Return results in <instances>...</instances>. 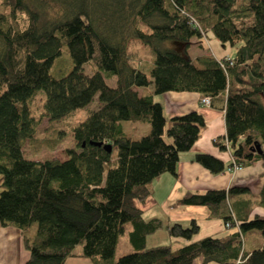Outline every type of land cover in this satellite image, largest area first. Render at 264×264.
Segmentation results:
<instances>
[{
  "label": "trees",
  "instance_id": "16d2710c",
  "mask_svg": "<svg viewBox=\"0 0 264 264\" xmlns=\"http://www.w3.org/2000/svg\"><path fill=\"white\" fill-rule=\"evenodd\" d=\"M42 1L0 4V225L22 230L30 251L25 264H64L79 244L92 264H264V245L246 251L243 241L251 229L264 235V218H241L230 202L231 194L248 193L246 187L189 191L174 202L206 206L227 227L239 226L224 237L192 241L199 230L192 219L187 226H166L175 243L148 247L147 235L164 222L146 219L139 206L155 178L177 175L181 152L192 148L205 126L198 111L167 125L155 96L168 91L209 97L226 124L225 136L214 144L229 150L235 164L261 160L264 167V0H49L60 7L55 18ZM211 35L233 45L239 41L235 55L192 57L191 40ZM132 41L152 49L149 68L131 64ZM169 41L181 49L166 46ZM64 46L69 71L62 61L54 68ZM41 91L36 115L29 101ZM96 96L99 107L72 129L75 146L66 148L67 158L25 156L23 143L34 139L43 119H63ZM128 120L148 123L149 133L127 136L121 122ZM195 159L212 173L234 164L205 152ZM258 202L264 207V184ZM126 223L132 249L115 259Z\"/></svg>",
  "mask_w": 264,
  "mask_h": 264
},
{
  "label": "crops",
  "instance_id": "0c3cea01",
  "mask_svg": "<svg viewBox=\"0 0 264 264\" xmlns=\"http://www.w3.org/2000/svg\"><path fill=\"white\" fill-rule=\"evenodd\" d=\"M211 37L214 36L193 38L189 49L190 55L194 57L203 53H212L217 58L235 55L236 51L222 56L217 55L212 48V45L214 46L212 42L209 43L212 51L207 50L209 49L207 43ZM136 89L140 94L143 92L141 88ZM155 99L163 105L167 125L175 116L198 111L204 117L205 126L192 148L181 152L177 175L165 172L155 178L150 184L151 195L145 203L139 204L146 219L159 217L164 222V226L159 229L164 231L157 230L147 235L146 245L152 247L162 245L159 243L163 242L164 244L175 243L166 226L175 222L187 226L192 219H196L199 224V230L192 241L206 236L224 237L238 230L239 226L227 227L222 219L210 216L206 206L174 205L177 199L189 191L205 192L210 189L246 187L248 193L230 195V202L235 212L239 213L241 218L248 220L256 216L264 218V207L258 202V196L264 184V167L261 160H256L235 171L212 173L195 159L198 152H205L215 155L226 164L230 162L231 152L220 149L214 144V139L226 134L224 112L211 105L203 104L202 95L196 91H168L156 95ZM160 236L162 239L163 236L165 237L164 241L158 239ZM243 241L246 251H252L264 245V235L260 229H251L243 233ZM186 242L179 241L180 244ZM29 257L30 251L25 245L22 230L16 226L0 225V264H25ZM64 264H92V261L82 254V245L79 244L75 247L74 254L67 257ZM208 264L220 263L210 261Z\"/></svg>",
  "mask_w": 264,
  "mask_h": 264
},
{
  "label": "rangeland",
  "instance_id": "374dc122",
  "mask_svg": "<svg viewBox=\"0 0 264 264\" xmlns=\"http://www.w3.org/2000/svg\"><path fill=\"white\" fill-rule=\"evenodd\" d=\"M1 1L2 0H0V4H1ZM42 3H44L43 5L44 9L48 12V17L55 18L59 16V13H57V11H59L60 9L59 6L54 4L55 8H52L53 6L48 4L49 0H46V1L43 0ZM210 42L214 44V46L212 45V48L215 50L216 54L219 56H222L223 54H227V53H234L237 47L240 45L239 41L233 45L229 42L224 43L220 41L219 39H217L216 37H211L207 43V46H209V49L207 50L209 51L212 49L209 44ZM166 46L175 47L178 49H181L182 47L181 43L172 42V41L167 42ZM128 53H129V60L131 64H135L138 66H145V63H146L147 65L146 67L148 68L152 64V61L155 57V54L153 53L150 47L144 46L138 41H132L130 43ZM59 61H62L63 64H66L65 66L68 68V71L72 67L71 57L69 55V52L66 46H64L61 55L56 58L54 62V68H55V64H57ZM85 70L86 71L88 70L87 72H91L88 65L85 66ZM115 81H116L115 78L108 80V82L111 85H114ZM41 92L42 93L39 92L36 95H34L29 101L32 107V110L36 115H38L39 112L41 111L40 109H41V104L43 101V95L45 97V94L43 93V91ZM98 107H99V99H98V96H96L94 100H92L88 105L72 111L69 115H67L63 119L53 120V121H49L47 120V118L43 119L37 130V133L34 139L33 140L26 139L23 143V151H24L25 156L30 157V158L39 159V160H45V159L63 160L67 158L66 148L75 146L74 140L72 138L73 127L77 125L79 122L86 119L87 116L93 110H96ZM121 125L124 129L125 134L132 138H141L142 136L146 135L150 131V129L148 130V128H150V125L142 121H131V120L122 121ZM60 131H63V134L61 136H56ZM57 138H60L59 142H57L56 145L54 146L51 145L55 143L54 140ZM166 138L169 139L168 137ZM34 141H36V143H34ZM39 142H41L42 144L41 145L38 144ZM35 148H41V149L39 151H36ZM116 159H117V149L114 148L112 151V160H116ZM2 180H3L2 175H0V192L3 189ZM125 226H126V231L124 234L120 236L119 245L117 247L115 259H118L121 255L127 253V251H131L132 249L130 247L131 245L129 243V237H128V232L132 227L130 223H126ZM162 230H159V231H162ZM158 239L160 241H164L165 237L163 236V239H162V237L160 236L158 237ZM164 243L165 242L159 243V244L163 245ZM200 260L201 258H199L197 261H200Z\"/></svg>",
  "mask_w": 264,
  "mask_h": 264
},
{
  "label": "built area",
  "instance_id": "2783aa9c",
  "mask_svg": "<svg viewBox=\"0 0 264 264\" xmlns=\"http://www.w3.org/2000/svg\"><path fill=\"white\" fill-rule=\"evenodd\" d=\"M202 103H203V104H206V105H210V99H209V97H202ZM230 160H231L234 164H233L231 167L228 168V171H235V170H237V169L242 168L241 165L235 164V161H234L233 157H231Z\"/></svg>",
  "mask_w": 264,
  "mask_h": 264
},
{
  "label": "water",
  "instance_id": "95a60500",
  "mask_svg": "<svg viewBox=\"0 0 264 264\" xmlns=\"http://www.w3.org/2000/svg\"><path fill=\"white\" fill-rule=\"evenodd\" d=\"M93 144H94V142H92ZM95 144H97V145H101V142H97V143H95ZM105 148L107 149V150H109V151H111V145L110 144H108V145H105ZM257 149L259 150V152H262V149L260 148V146L259 145H257Z\"/></svg>",
  "mask_w": 264,
  "mask_h": 264
}]
</instances>
